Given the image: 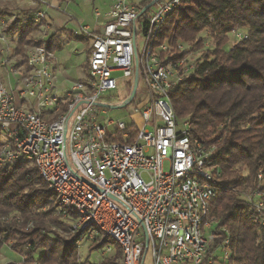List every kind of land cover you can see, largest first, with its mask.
I'll return each mask as SVG.
<instances>
[{
  "label": "built area",
  "instance_id": "2783aa9c",
  "mask_svg": "<svg viewBox=\"0 0 264 264\" xmlns=\"http://www.w3.org/2000/svg\"><path fill=\"white\" fill-rule=\"evenodd\" d=\"M21 1L28 11L0 7V168L34 165L76 244L109 240L121 249L120 264H146L147 256L150 264H232L230 231L211 216L223 189L216 183V145L194 136L191 120L178 122L171 102V91L194 71L198 55L181 40L160 39L166 17L187 0H155L148 8L108 0L106 11L95 10L106 19L99 30L80 23L73 29L90 38L89 55L81 75L65 84L49 48L54 27L48 12L54 6ZM18 18L36 25L25 57L16 54L19 34L10 30ZM121 78L132 89L122 104L139 98L127 121H105L102 97ZM230 190L264 226V191Z\"/></svg>",
  "mask_w": 264,
  "mask_h": 264
},
{
  "label": "trees",
  "instance_id": "16d2710c",
  "mask_svg": "<svg viewBox=\"0 0 264 264\" xmlns=\"http://www.w3.org/2000/svg\"><path fill=\"white\" fill-rule=\"evenodd\" d=\"M35 29L33 22L25 24L19 18L10 28L12 34H19L16 54L25 55L29 34ZM235 30L246 36H235L230 43L229 34ZM203 33L212 48L205 45ZM53 39L50 50H54ZM160 39L172 44L182 40L198 55L194 71L171 91V102L178 122L191 120L194 136L216 145L213 163L221 170L216 183L223 189L213 201L211 216L230 231L232 264H264V226L253 220L249 204L230 190L233 186L264 191V0L184 1L166 17ZM27 163L18 162L17 171L0 172V252L10 239L25 241L37 232H50L55 224L67 223L57 212L55 194L37 168ZM29 221L34 223L30 230L26 229ZM225 236L222 232L218 242ZM32 241L25 258L41 264H49L51 255L60 251L43 243L41 235ZM107 243L93 242L91 250ZM21 246L14 244L13 250L22 254ZM70 253L65 248L64 263L55 264H75ZM108 253L90 264H120L118 245Z\"/></svg>",
  "mask_w": 264,
  "mask_h": 264
},
{
  "label": "rangeland",
  "instance_id": "374dc122",
  "mask_svg": "<svg viewBox=\"0 0 264 264\" xmlns=\"http://www.w3.org/2000/svg\"><path fill=\"white\" fill-rule=\"evenodd\" d=\"M134 1H136L137 3L140 2V0H134ZM70 2L71 3L68 4L67 8H64V11H66V13H68L69 15H73V16L77 17L79 19L78 20L79 22L82 21L84 24H89L91 26V28H94L97 19L98 20L102 19L103 21L105 20L104 16H100L99 18H97L95 16V10L98 9L101 12L106 11L107 8L109 7L108 0H91V3H89V2L85 3L84 0H72ZM83 3H85V4L82 5ZM26 6H28V3L23 2L21 0H0V7L1 8L6 7L13 12H16L19 7H20V10L18 9L19 11H23V10L28 11ZM151 9L155 10L156 4ZM23 14L24 13H22V15ZM69 15H66L65 17H68V18L71 17ZM77 26H78V23H76L75 18H74V20L72 19L69 21V24H68L69 28H71V29L75 28L76 29ZM32 33H30L29 36H31ZM202 36L205 37L206 43L209 44L208 47L212 48L213 44H212L211 39H209L208 35L206 33H203ZM229 36H230V43H232L233 40L235 39V33H231V34H229ZM139 45H140L139 49L141 51V47L143 45V39L142 38L139 39ZM76 46L78 48L80 47L79 44ZM63 56H64V54L61 55V58H62L63 62L65 63V67L68 69V72L71 73V76L72 77L79 76V68L82 65H83L82 67H84L85 63H86L85 62L86 61L85 55L84 56L79 55L77 57L70 59L69 61H66V62H65V59ZM17 58L21 59L23 61L22 56H20V57L18 56ZM82 67H81V69H82ZM2 73H5V72L2 69H0V75H2ZM128 84H130L129 79L121 78L120 84H119L117 89L110 91V92H107L103 95L102 101L104 102L105 105L108 106L106 108L108 110V113L105 115L103 120L106 121L109 118L123 119L126 121L128 120L129 112L133 108L137 99L139 98V95H136L134 101H132L131 103H129L128 105H126L124 107H119L128 98V96L131 93L132 89H131V86H128ZM141 86H142V83L140 80L139 88H141ZM16 166L17 165L15 164V165H12L10 167L0 168V172L17 171ZM26 166L32 167L33 165L30 163H27ZM168 167H169V165H168V163H166L165 164L166 170L168 169ZM17 219H19V217H17ZM6 220H9V219L6 218ZM33 225H34V223L32 221H29L27 223L26 229H28V230L32 229ZM48 230H50V232H48V231L37 232L36 235H41L42 242L45 243L46 245H49V247H51V248L56 247L60 250L58 253L54 252L51 255V260H50L49 264H55V263H60V262L64 263V260H63L64 257H62V255L64 254L65 248H68V250L72 252V253H70V254H72L70 259L72 260V262H74V260H75V262H76L75 264H90V262L96 263V262L101 261L104 257L108 256L109 253L105 252L107 247H109V246L110 247L112 246L113 248L116 247L114 245V243L109 242L100 248L91 250V247L93 246V242L86 241V240L82 241L80 245H77L76 241L74 240L75 233H73L71 231L68 222L65 223L63 226L59 225V224H55V225L51 226ZM36 235L31 237L28 240H25V241L21 240L20 237H17L16 240L10 239V241L6 245L3 246V248L0 252V264H38V261H34L33 259H30L27 257L25 258V254H27L26 252L29 249H31L34 245L32 240H34L36 238ZM69 241H71L75 244L76 249H74V250L71 249V246L68 243ZM35 242H37V239ZM17 243L22 244V246H21L22 251H23L22 254L13 250L14 244H17ZM218 254L223 255V251H218ZM39 256H40V251L38 252L36 257L39 258ZM39 264H41V263L39 262ZM146 264H150V256H147Z\"/></svg>",
  "mask_w": 264,
  "mask_h": 264
},
{
  "label": "crops",
  "instance_id": "0c3cea01",
  "mask_svg": "<svg viewBox=\"0 0 264 264\" xmlns=\"http://www.w3.org/2000/svg\"><path fill=\"white\" fill-rule=\"evenodd\" d=\"M70 1L72 0H48V3L54 6L51 7L48 12V20L54 27V31H52L49 41L51 38H53V36H55V39H53L51 45L54 47V52L58 57V71L61 84H65L67 79H76L77 77H79L82 72L81 67L83 66L82 65L79 68V76L72 77L71 73H69L68 69L65 67V63L63 62L61 55L64 54L63 57L65 59V62L79 55H85V59L87 61L90 48V38H88V36H78L73 34V29L68 27L69 21L72 19L74 20L75 18L76 23L87 25L91 30H99L106 21V19L104 21L102 19H97L94 28H91L89 24H84L82 21L79 22V19L77 17L69 15L68 13H66V11H64V8H67L68 4L71 3ZM84 2L91 3V0H84ZM85 3H83L82 5H84ZM66 15H69L71 17H65ZM78 44L80 45L79 48L76 46Z\"/></svg>",
  "mask_w": 264,
  "mask_h": 264
},
{
  "label": "water",
  "instance_id": "95a60500",
  "mask_svg": "<svg viewBox=\"0 0 264 264\" xmlns=\"http://www.w3.org/2000/svg\"><path fill=\"white\" fill-rule=\"evenodd\" d=\"M154 2H152L151 4H149L148 6H147V8L148 7H150L152 4H153ZM146 8V9H147ZM136 89H137V80L135 81V86H134V89H133V92H132V96H131V98L135 95V93H136ZM127 103V102H126ZM125 103V104H126ZM125 104H122L121 106H119V107H123V106H125Z\"/></svg>",
  "mask_w": 264,
  "mask_h": 264
}]
</instances>
